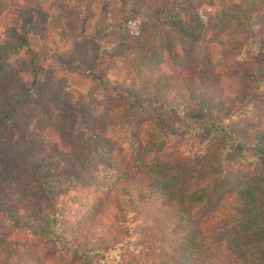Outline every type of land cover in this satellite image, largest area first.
<instances>
[{
	"label": "trees",
	"instance_id": "16d2710c",
	"mask_svg": "<svg viewBox=\"0 0 264 264\" xmlns=\"http://www.w3.org/2000/svg\"><path fill=\"white\" fill-rule=\"evenodd\" d=\"M85 1L0 0V264L66 262L68 249L72 264H205L223 241L264 264V0L213 26L166 0H119V25L102 20L70 52L99 86L105 59L126 58L119 92L73 93L33 59L21 88L9 58L34 16L42 27L60 4L74 37Z\"/></svg>",
	"mask_w": 264,
	"mask_h": 264
},
{
	"label": "rangeland",
	"instance_id": "374dc122",
	"mask_svg": "<svg viewBox=\"0 0 264 264\" xmlns=\"http://www.w3.org/2000/svg\"><path fill=\"white\" fill-rule=\"evenodd\" d=\"M166 1L174 7L182 17L187 18V15L195 13L206 26H213L220 23L221 14L228 7L233 6L242 11L240 13L246 16L249 15L261 0H194L192 4L187 3L185 0ZM84 3L74 26V37L66 35L63 32L60 23L57 21V16L60 13V4L55 3L53 5L50 18L42 27H40L39 16H34L29 29L28 46L11 55L9 58V64L17 73L21 88L25 89L33 79L29 70L32 59L37 62L38 67L44 69L52 68L61 77L66 78L67 87L73 93L84 95L89 90H94L97 97L100 99H106L116 92H119L125 83L132 77L130 74L132 68L126 58H106L104 65L105 86H99L86 76V71L83 67L71 60L70 52L74 45L75 36L92 35L95 31L96 25L102 20H104L106 24L109 23L115 26L120 23L121 12L119 0H87ZM234 22L235 21L232 20L228 22V24L230 26L237 25L236 22ZM130 24L133 27L138 26V22ZM130 29L131 31L136 30V28L131 27ZM209 37H211L210 34H207L205 39H208ZM101 41V45L106 48L108 45L104 43L103 39ZM1 42L2 35L0 33V43ZM208 46L210 47L211 45L208 44ZM212 47H210V49ZM213 60L216 61L218 59L214 57ZM160 116L172 124L182 125L184 123V119L181 116L170 111H163ZM180 137L182 139H188L186 136ZM181 143L183 144V142ZM122 155H124V153ZM238 156H245L251 160H254V158L256 160L257 157L251 152L245 150L238 153ZM113 157L114 161L121 162L122 157L119 154L118 149L113 151ZM132 170H135V166L131 168L130 172H132ZM105 173L106 171L102 174ZM63 186L64 185H62V187ZM90 199L89 202L91 205L98 202L97 198ZM227 245L228 244L223 241L219 247L220 252L218 256L216 255V258L205 264H255L254 262L249 261V259L244 262L241 261L239 257L229 251L230 248ZM68 250V255L66 254L67 256H65L66 262L61 256V258H59L60 262H56L55 264H72L75 259L79 258V255L72 257V250ZM52 257L53 256L50 258ZM80 257L81 259L78 260V263L93 264V262H96L97 255L95 256L92 253ZM43 259L44 257L41 260ZM53 260L54 259L52 258V261Z\"/></svg>",
	"mask_w": 264,
	"mask_h": 264
}]
</instances>
